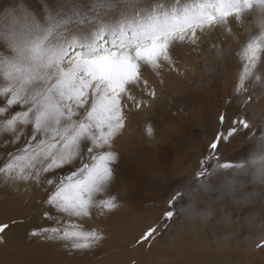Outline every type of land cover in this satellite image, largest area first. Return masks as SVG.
I'll return each mask as SVG.
<instances>
[{"label":"snow or ice","instance_id":"6c2138e0","mask_svg":"<svg viewBox=\"0 0 264 264\" xmlns=\"http://www.w3.org/2000/svg\"><path fill=\"white\" fill-rule=\"evenodd\" d=\"M252 2L202 0L166 8L148 0H53V7L37 13L25 0H16L0 8V138L4 145L19 144L0 158V179L40 186L47 206L43 216L54 223L34 229L31 237L63 242V247L81 252L104 238L73 218L119 207L115 197H98L114 178L118 156L111 144L124 127L122 100L140 83L142 67L155 70L162 61L171 62L174 42L194 39L197 30L239 15ZM259 52L258 44L244 52L248 66L241 84ZM236 123L249 127L246 119ZM235 132L221 133L211 149ZM181 195L178 191L169 204ZM175 211L170 207L166 220ZM8 227L0 225V233ZM156 232L153 226L141 239Z\"/></svg>","mask_w":264,"mask_h":264},{"label":"rangeland","instance_id":"374dc122","mask_svg":"<svg viewBox=\"0 0 264 264\" xmlns=\"http://www.w3.org/2000/svg\"><path fill=\"white\" fill-rule=\"evenodd\" d=\"M25 2L37 13L54 6L53 0ZM67 2L56 0L58 4ZM148 2L170 8L202 0ZM259 2L253 0L251 7L242 8L239 15L197 30L194 39L174 42L169 49L171 62L162 61L155 70L142 67L140 83L131 86L122 100L124 122L132 124V138L124 125L113 139L111 150L118 156L114 178L98 197H115L119 207L97 209L83 219L73 218L84 230L103 235L93 248L69 250L63 242L31 237L34 229L54 226L43 216L47 209L45 193L34 182L12 185L0 179V225H9L0 233L4 238L0 264H264V247L257 246L264 242L253 249L236 244L217 246L212 242L211 228L202 230L182 221L178 211L187 200L169 204L186 181L201 179V172L211 173L218 161L237 163L247 158L250 146L235 151L248 132L236 123L246 119L243 91L247 77L241 84L248 66L244 52L250 45H260L259 58L251 71L264 69V36L248 34L244 13ZM15 3L0 0V8ZM232 128H236L234 135L221 137L217 149L212 150L211 143ZM16 147L19 144L4 145L0 138V158ZM170 207L176 211L168 221L164 213ZM50 214L56 215L54 210ZM219 215L218 211L217 218ZM153 226L157 232L142 240Z\"/></svg>","mask_w":264,"mask_h":264},{"label":"clouds","instance_id":"9594fccd","mask_svg":"<svg viewBox=\"0 0 264 264\" xmlns=\"http://www.w3.org/2000/svg\"><path fill=\"white\" fill-rule=\"evenodd\" d=\"M244 23L248 34L264 36V0L245 11ZM246 81L243 110L249 127L235 151L250 146L247 158L231 167L218 161L210 175L186 181L179 200L188 203L178 213L189 226L211 228L217 246L253 249L264 242V69L253 68Z\"/></svg>","mask_w":264,"mask_h":264},{"label":"bare ground","instance_id":"6f19581e","mask_svg":"<svg viewBox=\"0 0 264 264\" xmlns=\"http://www.w3.org/2000/svg\"><path fill=\"white\" fill-rule=\"evenodd\" d=\"M124 125L127 126L125 132L127 133V135H129L130 138H132V136H130V134H129V132L132 131V129H131V125H132V124H131V123L128 124L127 122H124ZM133 126H134V125H133ZM123 128H124V127H123ZM123 130H124V129H123ZM123 132H124V131H123ZM131 135H134V134H131ZM132 239H133V238H132Z\"/></svg>","mask_w":264,"mask_h":264}]
</instances>
